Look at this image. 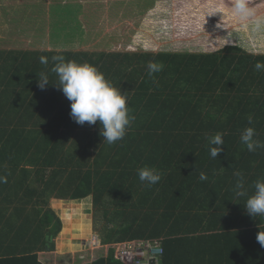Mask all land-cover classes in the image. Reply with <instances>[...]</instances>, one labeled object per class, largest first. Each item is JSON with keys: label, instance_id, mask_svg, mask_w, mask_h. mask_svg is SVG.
Returning <instances> with one entry per match:
<instances>
[{"label": "trees", "instance_id": "trees-1", "mask_svg": "<svg viewBox=\"0 0 264 264\" xmlns=\"http://www.w3.org/2000/svg\"><path fill=\"white\" fill-rule=\"evenodd\" d=\"M54 55L95 66L127 96L135 119L123 140L108 145L99 122L73 121L50 72ZM149 61L163 70L149 77ZM257 61L264 54L236 46L195 55L0 49V264H43L39 253L53 251L63 229L51 199L89 197L107 222L103 245L162 239L160 264H264L257 240L264 216L247 214L233 176L243 173L248 195L264 179V149L249 152L240 142L246 127L264 141ZM41 72L49 76L44 90ZM216 133L224 145L214 159L207 137ZM145 166L161 173L151 187L137 174ZM114 263L121 264L107 257L90 264Z\"/></svg>", "mask_w": 264, "mask_h": 264}, {"label": "rangeland", "instance_id": "rangeland-1", "mask_svg": "<svg viewBox=\"0 0 264 264\" xmlns=\"http://www.w3.org/2000/svg\"><path fill=\"white\" fill-rule=\"evenodd\" d=\"M258 1L249 0V5L264 17V4ZM231 5L232 0H0V49L195 55L236 46L264 54V31L253 32L252 22L235 17ZM70 202H62L70 205L62 215L65 223L80 214L93 222L92 235L108 234L92 197ZM91 237L84 240L90 247ZM86 247V252L79 244L75 251L67 249L70 264L101 258L103 251L91 255V248L89 256L81 257ZM104 253L109 258V250Z\"/></svg>", "mask_w": 264, "mask_h": 264}, {"label": "clouds", "instance_id": "clouds-1", "mask_svg": "<svg viewBox=\"0 0 264 264\" xmlns=\"http://www.w3.org/2000/svg\"><path fill=\"white\" fill-rule=\"evenodd\" d=\"M231 12L241 21H251L253 32L264 31V17L257 15L255 8L249 5V0H232ZM39 60L44 65L49 63L48 57L45 56H41ZM51 61L53 66L50 72L56 75L58 83L55 85H58L70 102V117L73 121L81 126L85 122L89 126L99 122V134L103 137V143L108 145L123 140L126 129L135 119L129 114L127 96L122 94L120 89L114 87L103 73L89 63L80 64L75 61H66L62 55L52 56ZM163 67L161 63L149 61L147 64L149 77L162 71ZM254 68L258 72L264 71V62L257 61ZM49 84L48 74L41 72L37 77V86L44 90ZM247 121L249 125H252L254 123L253 116L249 115ZM207 140L210 156L216 159L222 151L221 146L224 145L223 134L216 133L214 136L207 137ZM240 142L249 152L264 149V141L257 137L254 127H246L242 130ZM137 174L139 180L148 187L157 184L162 178L161 173L155 167L139 168ZM233 176L236 178L235 195L247 197L244 204L247 214L251 217L264 216V179H257L253 185V194L248 195L243 173L237 170L233 172ZM199 178L201 181L208 179L203 172L200 173ZM0 182H6V177H0ZM257 240L264 247V232L258 233Z\"/></svg>", "mask_w": 264, "mask_h": 264}, {"label": "crops", "instance_id": "crops-1", "mask_svg": "<svg viewBox=\"0 0 264 264\" xmlns=\"http://www.w3.org/2000/svg\"><path fill=\"white\" fill-rule=\"evenodd\" d=\"M64 200H57V199H53V205H51L52 210L56 211V213L60 216L61 221L63 222V229L62 231L65 232V234L63 232H61L58 237L55 239V249L53 251H45V252H41L39 253V260L41 261V263L43 264H70V261L72 259H70L69 257V251L67 249H73L74 251L77 249V245L79 244L80 246H82L83 248V252H86L84 250V247L87 246L88 243L84 242L86 237H91L90 241L92 240L93 236H98V235H92L94 229H93V222H89L91 219H86L84 218L82 215H76V218L73 219V223H65L64 218L62 215H65V213L67 211L70 212L69 209H67L68 206L62 205ZM66 201V200H65ZM82 200H80L81 202ZM61 202V203H60ZM75 203H80L79 200L78 201H73ZM72 202L69 201L68 204H71ZM73 209V208H72ZM56 214V215H57ZM66 216V215H65ZM90 223V225L88 224ZM90 227V228H89ZM71 232L72 235H66L68 234V232ZM69 233V234H71ZM81 235L78 236V235ZM78 236V237H77ZM82 240V242L80 243L79 241ZM88 240V239H87ZM78 243V244H77ZM103 245V244H102ZM106 246V245H104ZM81 248V249H82ZM86 248H88L89 250L87 251V253L81 254V257H85V256H89L88 253L91 251L90 250V246H87ZM102 252V254L100 255L101 257H106L105 256V249H99L97 251H92V254H97L98 252ZM80 254L78 256H80ZM109 255V254H108ZM80 258V257H79ZM87 259H89V257H87ZM74 260V259H73ZM91 262H93L92 260H90V262L88 264H90ZM81 264H87L86 262L82 261Z\"/></svg>", "mask_w": 264, "mask_h": 264}, {"label": "built area", "instance_id": "built-area-1", "mask_svg": "<svg viewBox=\"0 0 264 264\" xmlns=\"http://www.w3.org/2000/svg\"><path fill=\"white\" fill-rule=\"evenodd\" d=\"M90 243L92 251L104 248L108 252L113 247L121 264H160L164 255L162 239H134L104 246L98 236H93Z\"/></svg>", "mask_w": 264, "mask_h": 264}, {"label": "water", "instance_id": "water-1", "mask_svg": "<svg viewBox=\"0 0 264 264\" xmlns=\"http://www.w3.org/2000/svg\"><path fill=\"white\" fill-rule=\"evenodd\" d=\"M109 259H113L114 258V249L113 248H110L109 249Z\"/></svg>", "mask_w": 264, "mask_h": 264}]
</instances>
